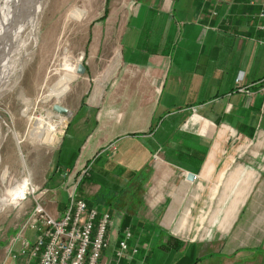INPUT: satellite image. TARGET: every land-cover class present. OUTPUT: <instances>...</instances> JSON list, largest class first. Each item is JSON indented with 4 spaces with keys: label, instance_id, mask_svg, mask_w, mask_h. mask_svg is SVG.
I'll list each match as a JSON object with an SVG mask.
<instances>
[{
    "label": "crops",
    "instance_id": "1",
    "mask_svg": "<svg viewBox=\"0 0 264 264\" xmlns=\"http://www.w3.org/2000/svg\"><path fill=\"white\" fill-rule=\"evenodd\" d=\"M246 3L153 0L151 22L137 7L122 12L114 35L90 26L83 90L65 105L74 113L57 159L71 170L94 160L84 200L111 217L100 263L129 226L142 243L122 264H150L154 254L164 264H264V102L250 85L264 74V33ZM230 52H254L258 70L233 68Z\"/></svg>",
    "mask_w": 264,
    "mask_h": 264
},
{
    "label": "rangeland",
    "instance_id": "2",
    "mask_svg": "<svg viewBox=\"0 0 264 264\" xmlns=\"http://www.w3.org/2000/svg\"><path fill=\"white\" fill-rule=\"evenodd\" d=\"M18 2L19 0H0V72L11 48L18 41L11 33L12 13L18 7ZM246 5L250 14L256 11ZM152 6L153 0H44L35 26L32 29L28 26L22 31V41L26 44H23L20 58L14 61L15 75L9 87L0 91V264L5 259L9 240L20 232L37 205H41L49 215L56 218L61 214L57 204L60 200L66 202L67 185L62 173L64 169L70 170V167H63L62 161L57 158L61 159L58 154L61 139L74 109L69 108L68 113H60L65 125L58 133V139L52 140L41 135L45 127L41 119L48 111L53 110L54 103L73 106V100L82 92L81 78L86 73L84 71L78 74L76 68L79 61L85 65V45L91 36V28L96 27L90 26L103 22L98 28H109L114 35L122 12L141 8V15H144L146 22H151L155 16ZM37 10L32 8L31 18L36 19L34 14ZM221 47L226 50V45ZM131 52L132 49L128 47L124 50L125 56H129ZM229 54V64L233 68L236 69L240 63L243 65L249 62L247 66L251 72L258 70L259 58L254 52L248 61L243 60L245 56L238 52ZM3 75L1 83L7 80V76ZM157 116L158 114L155 122H161L163 117ZM70 135L71 132H68L64 138L61 154L68 151L66 146L71 142ZM124 143L118 141L116 144L119 147L118 153L122 152ZM145 144L148 145L146 142ZM105 147L106 150H114L115 146L108 143ZM51 172L52 177H57V183L53 187L48 185V175ZM137 177L140 180L146 178L145 171L142 169ZM83 188L82 180L77 192L85 199ZM19 192H24L25 198H20ZM129 195L134 197L137 192L133 190ZM210 210L211 207L208 211L204 208V213L207 214ZM36 235L34 230H26V237L30 241ZM140 239L141 237H136L135 240L139 250L142 243ZM157 257V254L151 256L150 264H164ZM167 257L172 256L167 254ZM15 264L26 262L19 259Z\"/></svg>",
    "mask_w": 264,
    "mask_h": 264
},
{
    "label": "built area",
    "instance_id": "3",
    "mask_svg": "<svg viewBox=\"0 0 264 264\" xmlns=\"http://www.w3.org/2000/svg\"><path fill=\"white\" fill-rule=\"evenodd\" d=\"M248 4L256 8L252 15L256 30L264 33V0H248ZM257 42L264 44V37ZM241 80V75L236 77V87L243 90ZM250 85L259 88L264 102V74ZM92 163L93 160H87L77 169H64L62 175L67 185L64 210L55 218L37 205L20 232L9 240L1 264H15L19 259L26 264H121L123 260L129 262L135 258L139 245L132 241L133 233L127 226L117 238L112 258L100 263L101 252L109 245L110 213L88 207L77 192L81 179L90 175ZM28 228L37 233L33 241L26 237Z\"/></svg>",
    "mask_w": 264,
    "mask_h": 264
},
{
    "label": "bare ground",
    "instance_id": "4",
    "mask_svg": "<svg viewBox=\"0 0 264 264\" xmlns=\"http://www.w3.org/2000/svg\"><path fill=\"white\" fill-rule=\"evenodd\" d=\"M43 2L44 0H19L18 7H16L13 10L11 33L18 39V41H16L17 44L13 45V47L11 48L9 55L7 57L6 64L4 65V68L0 72V91L8 88L9 85L11 84L10 82L12 81V78L14 77L16 72L15 67L13 66L14 61L20 58L19 54L21 53L23 44H26L22 41V37H21L22 31H24V29L28 26L31 29L35 26V20H37V17L39 16V12L42 9L40 5H42ZM32 8H35L36 10L38 9L34 14L36 15V19L34 17L33 18L30 17ZM23 36L25 35L23 34ZM3 74L7 76V80H5V83L4 82L1 83V80L4 76ZM41 121L45 123V127L41 131V135H46L48 138H51L52 140L58 139L57 137L58 133L61 131V128L65 125V121L63 120L61 114L55 112L54 110H50L48 111L47 115L43 119H41ZM13 189L15 190V188ZM23 194L24 192H19L18 195L20 198L23 197L25 198V195Z\"/></svg>",
    "mask_w": 264,
    "mask_h": 264
},
{
    "label": "water",
    "instance_id": "5",
    "mask_svg": "<svg viewBox=\"0 0 264 264\" xmlns=\"http://www.w3.org/2000/svg\"><path fill=\"white\" fill-rule=\"evenodd\" d=\"M85 71V65H83L82 62L79 61L78 65H77V68H76V72L78 74H81V73H84ZM52 109L58 113H68L69 112V109L59 103H54L52 105ZM190 177H192V174L189 175Z\"/></svg>",
    "mask_w": 264,
    "mask_h": 264
},
{
    "label": "trees",
    "instance_id": "6",
    "mask_svg": "<svg viewBox=\"0 0 264 264\" xmlns=\"http://www.w3.org/2000/svg\"><path fill=\"white\" fill-rule=\"evenodd\" d=\"M84 178H85V177H83V178L81 179V181L84 180ZM81 181H80V182H81ZM80 182H79V183H80ZM87 204H88V203H87ZM65 206H66V202H65V204H64V206H63V208H62L63 210H64ZM123 224L126 226V224H128V223H123ZM123 227H124V226H123ZM123 227H121V228H123ZM122 230H123V229H122ZM133 236H134V233H133ZM136 237H137V236H134V239H135V240H136ZM137 238H138V237H137ZM122 262H123V261H122ZM122 262H121V263H122Z\"/></svg>",
    "mask_w": 264,
    "mask_h": 264
}]
</instances>
